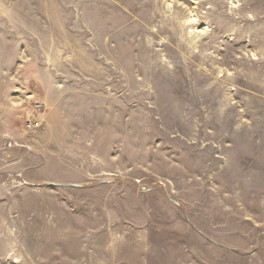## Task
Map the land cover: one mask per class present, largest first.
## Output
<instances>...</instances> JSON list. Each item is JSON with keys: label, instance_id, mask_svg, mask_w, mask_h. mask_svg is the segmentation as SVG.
Listing matches in <instances>:
<instances>
[{"label": "rangeland", "instance_id": "rangeland-1", "mask_svg": "<svg viewBox=\"0 0 264 264\" xmlns=\"http://www.w3.org/2000/svg\"><path fill=\"white\" fill-rule=\"evenodd\" d=\"M0 264H264V0H0Z\"/></svg>", "mask_w": 264, "mask_h": 264}, {"label": "built area", "instance_id": "built-area-1", "mask_svg": "<svg viewBox=\"0 0 264 264\" xmlns=\"http://www.w3.org/2000/svg\"><path fill=\"white\" fill-rule=\"evenodd\" d=\"M35 123L34 124H39L40 120L38 119V117L35 118V120H33Z\"/></svg>", "mask_w": 264, "mask_h": 264}]
</instances>
